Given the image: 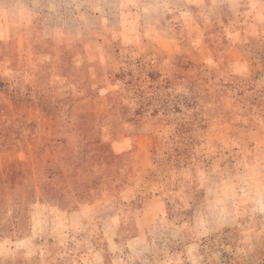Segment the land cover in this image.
Instances as JSON below:
<instances>
[{
	"label": "rangeland",
	"instance_id": "obj_1",
	"mask_svg": "<svg viewBox=\"0 0 264 264\" xmlns=\"http://www.w3.org/2000/svg\"><path fill=\"white\" fill-rule=\"evenodd\" d=\"M197 1L0 0V264H264V41ZM89 108L137 119L139 165L45 200L42 147Z\"/></svg>",
	"mask_w": 264,
	"mask_h": 264
},
{
	"label": "trees",
	"instance_id": "obj_2",
	"mask_svg": "<svg viewBox=\"0 0 264 264\" xmlns=\"http://www.w3.org/2000/svg\"><path fill=\"white\" fill-rule=\"evenodd\" d=\"M131 73L123 74L131 75ZM118 75L120 74H115V76ZM130 82L128 81L129 84ZM0 85L4 84L0 82ZM90 86L89 84L87 87V95L92 94L90 93ZM11 92L18 99H22L18 86L16 89H12ZM141 107L145 108L144 105ZM58 109V111L63 112V108ZM90 111V108L84 113H73L67 110L65 118L57 121L58 128H55L56 132H54L57 136L53 135L52 139L44 143L42 147L44 151H46L45 146L57 148L58 151L55 152L59 155L54 165H41L40 162L38 180H43L41 191L42 196L46 198L45 200L49 201V198L53 197L52 188L45 180L53 179L52 177H55V175L61 176L64 180H79V183L75 182L74 185L80 189L83 187L82 189L84 190L86 188L84 187L85 180L102 177L119 179V164L121 165L124 160L121 154L127 153V151L129 153L125 161L129 157L134 162L137 161L136 166L139 165L134 148H122L124 142L132 140V136L129 133L124 134L126 129L124 126L125 122L134 123L137 119L131 117L128 121H123L116 117L113 111L106 115L102 114V112L100 115L104 116L95 117L89 113ZM64 112L66 113V110ZM137 113H140V110ZM130 147H133V142ZM85 195H88V193L85 192Z\"/></svg>",
	"mask_w": 264,
	"mask_h": 264
},
{
	"label": "crops",
	"instance_id": "obj_3",
	"mask_svg": "<svg viewBox=\"0 0 264 264\" xmlns=\"http://www.w3.org/2000/svg\"><path fill=\"white\" fill-rule=\"evenodd\" d=\"M190 6L183 7L185 9H182L180 11V16L182 17L185 27L188 31L193 29L195 30L202 24L198 21L197 16L199 12L193 11ZM196 7L197 10H210L209 23L213 22V19L216 18L215 16H213L214 14L217 13L216 16H218L221 15L220 10H228L229 16L234 20L233 25L247 24V30L250 29L252 35L256 33L264 41V0H198ZM214 10L216 12H212ZM228 23H230V21ZM191 26L192 28L189 29L188 27ZM237 34L238 33L235 32V35ZM262 44L264 46V43ZM257 153L260 180H262V184L264 185L263 143L258 145Z\"/></svg>",
	"mask_w": 264,
	"mask_h": 264
}]
</instances>
